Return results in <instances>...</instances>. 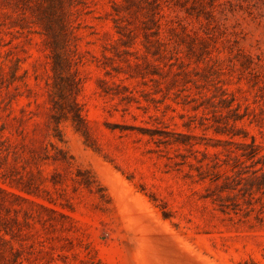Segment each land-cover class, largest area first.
I'll use <instances>...</instances> for the list:
<instances>
[{"label":"rangeland","instance_id":"374dc122","mask_svg":"<svg viewBox=\"0 0 264 264\" xmlns=\"http://www.w3.org/2000/svg\"><path fill=\"white\" fill-rule=\"evenodd\" d=\"M0 264H264V0H0Z\"/></svg>","mask_w":264,"mask_h":264}]
</instances>
